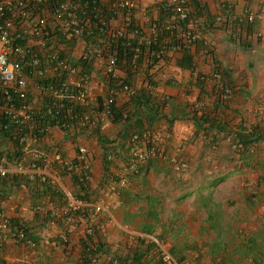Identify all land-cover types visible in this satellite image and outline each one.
I'll return each mask as SVG.
<instances>
[{
    "label": "crops",
    "instance_id": "obj_1",
    "mask_svg": "<svg viewBox=\"0 0 264 264\" xmlns=\"http://www.w3.org/2000/svg\"><path fill=\"white\" fill-rule=\"evenodd\" d=\"M204 2L207 4L211 18L222 13L226 15L225 3L227 2L231 4L232 11L230 12L234 16L240 15L245 6L255 11L264 8V0H204ZM150 3V0H141L132 11L136 25L147 32L152 21L160 17L158 11L150 7ZM228 21L232 24L236 19L231 18ZM248 27V25L243 26V30L238 32L233 27L227 30L212 31L206 29L203 24V43L191 52L194 59L192 63L194 73H192V68L187 69L180 66L183 54H170L169 62L164 68L170 82H167V79L162 80L159 74L156 87H152L150 92L152 97L164 103L160 111V116L164 119L159 118L152 126L143 123L144 130L140 134L149 135L151 138L149 142L154 146V148L150 147L153 152L147 154L148 157L142 163L140 173L130 176L126 188L111 187L110 176L118 174L120 178L123 171L121 168L124 167L125 159L129 154L128 143L124 138L130 135V131L139 129L138 127L128 129L127 123L122 122L109 123L93 130H71L68 133L54 127L50 129L43 142L44 149L50 156L55 148H60L69 160L76 158L80 146L86 147L89 152L92 166L90 198L95 202L103 200L107 210L102 219L99 221L100 216L99 222H96V242H101L109 249L111 248L112 252H116L120 244L131 243L134 238L148 235L135 232L140 224L142 225L141 230L148 233L153 228L151 225H155V222L161 219L160 216L166 214L171 216V221L167 219L164 232L167 236L183 241L182 244L186 243L185 231L189 230L186 228L188 224L178 221L186 210L177 207L172 209L168 206L170 201L166 198L169 197V191L176 190L177 192V190L185 189L195 179L200 181L197 194L210 192L212 187L230 178L233 174L232 171H224V175L214 174L217 170L201 173V167H203L200 160L201 148L199 149L200 156H195L191 151V144L195 143L198 146L197 140L200 141L203 134L197 132L195 125L187 118L193 116L194 110L204 108L208 115L211 114L222 121L225 126L227 125L230 133L238 132L241 128L246 131L256 128L264 132V17L252 25L249 32ZM78 48L79 56L74 55L76 58L80 57L85 44L79 42ZM208 52L213 55L212 59ZM100 68V64L93 65L91 84L95 96L104 98L107 87L103 73L98 71ZM217 71L221 74L222 84L226 89L223 96L226 102H224L222 111L215 112L214 106L220 103L221 96V91L215 89L216 81L212 77V74ZM144 72L145 70L130 76L129 82L138 91L148 86ZM199 74L206 77L207 83L204 86L197 84L195 80ZM120 76L124 79L125 72L119 71ZM116 101L118 106H122L127 100L124 95L118 94ZM131 107L132 105L129 109ZM145 116L143 114L141 118ZM223 137L224 135L219 136V138ZM9 144V150L13 151ZM257 146L259 150L254 156V163L256 166L260 163L262 167L264 165V142ZM108 149H111L110 155L106 156ZM174 161L187 166L186 169L177 167L173 164ZM56 168L44 167L33 177L10 175L5 179H0V195L7 217L11 221L23 222L32 239V242L27 243L8 239L7 242L0 244V264H80L82 255L80 240L83 238L80 234L85 231L84 216L87 214L80 216L75 235L66 245L60 240L64 231L61 216L65 209L63 196L65 197L67 193L79 196L84 193L80 191L71 177L59 174ZM257 177L259 184L264 182L263 175ZM114 185L118 186L117 182ZM194 191L183 194L177 200V204L179 205L184 198L193 197L196 194ZM261 198L264 199V193H261ZM164 199L168 201L165 208L162 203ZM198 199L202 205L196 207L195 217L191 219L195 221L196 216L202 218L198 232L215 241L211 232L220 229L223 222L222 217L216 213L214 204H210V194L199 196ZM137 202L140 203V209L130 210L132 203ZM246 205L247 209L254 207L249 202ZM186 214L191 217L187 212ZM240 216L243 220L242 216H246L245 210ZM231 221L230 216L228 223L230 224ZM231 227L236 228V225L231 224L226 230L233 234L235 228ZM257 231L262 239L259 241L253 238L256 240V256L258 257L231 255L225 258V263L228 261L230 264H254V262L264 264V224ZM230 239L233 240V237L231 236ZM222 245H224L223 242Z\"/></svg>",
    "mask_w": 264,
    "mask_h": 264
},
{
    "label": "built area",
    "instance_id": "obj_2",
    "mask_svg": "<svg viewBox=\"0 0 264 264\" xmlns=\"http://www.w3.org/2000/svg\"><path fill=\"white\" fill-rule=\"evenodd\" d=\"M140 1L119 0L113 4V9L126 11L122 18L123 25L113 26L111 23L106 25L95 19L79 17L74 0H0V131L9 130L7 125L15 127L17 132L13 135L22 151L21 156L13 162L3 155L0 159V179L10 175L33 177L42 171L41 167H57L59 174L63 170V175L72 179L78 178L81 182L92 180V166L86 147H78L74 160L65 157L60 148H55L50 156L44 149L43 136L53 127L68 133L71 130H93L107 125L118 94L128 100L137 94V89L125 83L119 92L109 90L104 98L95 96L91 74L78 65L74 56L66 55L63 43L83 42L85 49L80 59L100 64L105 78L120 81L116 42L128 36L127 30L133 24L131 13ZM194 1L150 0V7L158 12L162 8H171L170 17L162 25L156 21L151 23L148 32L138 28V44L150 46L158 41L161 33L170 31L174 39L172 43L161 46L156 56L159 61L170 54L193 52L198 43L203 41L198 29L200 22L189 24V6ZM225 4L226 15L222 13L216 17V26H223L231 18L247 26L264 17V8L255 11L244 7L240 15L234 16L230 12L231 4ZM139 56V49H136L132 65H136ZM160 75L162 80L167 79L166 73ZM212 77L217 82L221 80L220 73L215 72ZM122 115L125 118L127 116L126 113ZM43 121L45 124H41ZM150 139L148 134L132 135L131 160L122 168L117 187L126 188L130 176L138 172L147 154L153 152L146 144ZM8 140L0 136V147ZM174 163L179 168L185 167L177 161ZM58 166L61 170H58ZM3 205L4 202L0 200V244L8 239L20 242L24 239V232L21 229L11 232V220ZM106 212L103 200L88 203L67 193L61 216L64 225L61 242L65 245L70 243L82 214L88 216H84L86 228L83 237L92 236V223ZM141 238L159 246L162 264H176L169 251L153 236Z\"/></svg>",
    "mask_w": 264,
    "mask_h": 264
},
{
    "label": "trees",
    "instance_id": "obj_3",
    "mask_svg": "<svg viewBox=\"0 0 264 264\" xmlns=\"http://www.w3.org/2000/svg\"><path fill=\"white\" fill-rule=\"evenodd\" d=\"M75 1V11L79 15V17H82L85 19L86 17L90 20L95 19L96 21H101L102 23H105L106 25H110V23L115 25H123L122 18L126 15V11L124 10H116L113 9V4H116L119 0H74ZM246 7V6H245ZM231 10V9H230ZM190 22L192 21H199L200 27H198L199 31L203 33L202 25L205 24V28L209 30H227L229 27H233L236 32L242 31L243 24L239 23L237 20L228 23L225 22L223 26H216L215 19L216 16L212 17L209 14L207 4L204 2V0H195L190 6ZM232 11V10H231ZM159 18H157L155 21L158 22V24H161L165 21L166 18L170 17L171 8L165 9L162 8L159 10ZM232 13V12H231ZM132 15V22L131 27L129 26V30H127L128 36H126L125 39L117 40L116 42V49H117V56L119 59V71L125 72L124 79L120 76V81H114L109 78H105V85L107 87L106 94L109 90H115L116 92L120 91V88L122 87V84L130 83V76H133V74H137L140 71L145 70L146 80H147V87L137 90V94L131 98L126 99L124 105L118 106L117 101L112 105L111 113L109 116V123L118 124V123H127L128 129H133L134 127H138L139 129H135L133 131H130V135L128 137H125L126 143H128V158L125 159V165L126 163L131 160V148L133 147L131 143V137L133 134H140L143 129V123L145 122L148 126H152V124L159 120V118L164 119V117L160 116V111L163 109L164 103L159 101L158 98H154L150 95L151 90H149V87H156V79L159 74L166 73L164 72V68L167 66V63L169 62V56H166L162 61H159L156 56L160 53L161 46H163L165 43H172L174 39V35L172 32L167 31L161 33V37H159L158 41L153 43L150 46L145 45H139L138 41L140 40V35L136 33L139 26L136 25L135 18L133 12ZM98 16V19L96 17ZM154 20L152 21L155 22ZM117 22H120V24ZM228 23V24H227ZM188 24V23H187ZM254 25V24H252ZM248 25V32L251 31V26ZM203 43V41L199 42V44ZM78 42H69V43H63V46H65L66 55L68 56H79L77 54L79 52L78 48ZM198 47V46H197ZM196 47V48H197ZM136 49H139V59L136 62V65H132V59L134 56V53ZM196 50V49H195ZM83 52V51H82ZM208 55L212 59L213 55H210L208 52ZM207 57V55H206ZM76 58V57H75ZM208 58V57H207ZM78 65L87 73L91 74V70H93L92 63L84 62L80 59V57L76 58ZM194 59L193 56H191L190 52H184L183 58L181 60L180 66L182 68L191 69L192 63ZM98 69V68H97ZM99 73H101L102 69L100 68ZM195 71L192 68V73ZM219 73V71H217ZM154 74L156 75L154 77ZM197 84L204 86L207 83L206 77L202 75H198L195 78ZM167 82H170V79L166 80ZM222 76L221 80L219 82L216 81L215 83V89L216 91H221L220 96V103L218 102L215 104L214 109L215 112L222 111L224 108V102L226 100L223 98L225 92V87L222 84ZM131 84V83H130ZM136 88V87H135ZM222 98V99H221ZM102 101L100 100V105ZM131 109H129V106H131ZM201 110V111H200ZM142 114H141V112ZM123 113H126V118L123 117ZM145 114L146 116L144 118H141L142 115ZM193 116H191L189 119L193 125H195V128L197 132H202L204 136L208 134H213V136L219 137L221 135H224L228 138H231L230 140L234 144L235 149L238 150V152L243 155L242 157H245V155H250L254 153L253 149L258 148V144L261 142H264V132H260L258 130L253 129L251 131H246V129L241 128L238 132H228L227 125L215 118L214 116L208 115L204 111V108H200L198 110H194L192 113ZM173 123V121L171 122ZM41 124H45V121L41 122ZM52 124V123H51ZM9 130L2 129L0 131V136L9 139L4 146L0 147V159L5 155L9 162H13L14 159L21 156L22 151L19 148L18 142L15 138V135L13 133L17 132L15 127L12 125H7ZM85 131V130H84ZM227 133V134H224ZM48 134H45L43 138H46ZM215 137V138H216ZM153 141V140H152ZM9 145L12 146V150H9ZM148 143V144H147ZM146 144L151 147L152 145L150 142H146ZM154 148V146H152ZM157 148V147H155ZM257 150V149H256ZM111 149L106 150V156L110 155ZM27 164V162H25ZM124 165V167H125ZM44 167H41L43 169ZM58 169L61 170V168L58 166ZM122 169V168H121ZM141 166L139 170H141ZM138 170L137 173H140ZM61 170V173L64 174ZM135 175V174H132ZM111 178V187H114L116 189L117 186L114 184L118 182L119 176L116 174L115 176L112 174L110 176ZM109 179V177H108ZM73 181L76 183V185L79 187L80 191L84 193L83 195H73L75 198L79 200H84L88 203H94L95 200L90 198V193L92 190V181L91 180H85L84 182H81L78 178H74ZM45 186V185H44ZM49 187V186H48ZM64 199V196H63ZM1 200V195H0ZM84 215V214H82ZM80 215V216H82ZM12 230L11 232L15 233L16 229H21L24 232V239L20 242L27 243L28 241L32 242V239L30 238L29 231L26 228L25 224L23 222H20L19 220L11 221ZM93 227V226H92ZM10 232V233H11ZM9 233V234H10ZM95 235H96V228L93 227V234L89 237H83L80 240V245L82 247V255L80 259V264H127L128 259L122 258L121 256H117L116 252H112L107 245L96 242L95 241ZM157 239V238H156ZM138 242L140 243L139 247L137 248L135 254L132 258L133 264H162L161 258H160V248L159 246L149 240L137 238ZM158 240V239H157ZM160 243V242H159ZM162 244V243H160ZM241 248L239 250V253L241 255H245L247 257H258L257 255V245L256 240L251 237L248 239L247 242H243L239 245ZM211 247V246H210ZM222 241H217L215 244L212 245L210 254L215 257L217 256V253L219 251H223L222 248ZM238 247V246H236ZM175 249V248H174ZM171 255L176 257V259L180 262H184L185 258L184 256L177 254L174 251H171ZM105 258V259H104ZM256 264V262H254Z\"/></svg>",
    "mask_w": 264,
    "mask_h": 264
},
{
    "label": "rangeland",
    "instance_id": "obj_4",
    "mask_svg": "<svg viewBox=\"0 0 264 264\" xmlns=\"http://www.w3.org/2000/svg\"><path fill=\"white\" fill-rule=\"evenodd\" d=\"M261 10L262 9H259L258 11ZM232 121L233 120L231 119V122ZM215 137L216 136H213V134H208L206 136L203 134L200 138V141L197 140L198 146H196L195 143L191 144V151L194 152L195 156H198L199 149L201 148V156L199 155L203 164V167H201V173L205 174L208 171L213 172L214 170H217V172L214 174L221 173L224 175V171H232V176L226 180H223L219 184H216L215 187L210 189V192H200L199 194H197V190L199 189L200 181L198 182L194 179V182L185 189L177 190V192L176 190L169 191V197L166 198L170 201L168 206H171L172 209H175L176 207L179 209H185L189 216L191 215V217H188L184 211L185 214L178 218V221H180L182 224H188L186 228L189 230L187 231L186 229L185 231L187 236L185 239L186 243L182 244L181 242L183 241H178L174 239L175 237L173 238L171 236H167V234L164 232L167 219H169V222L171 221V216L166 214L161 215V219L156 221L155 225H151L153 228L151 231H148V233L146 231L145 233L141 230V224L139 225V228L136 227L137 229L135 230L136 233L141 235L148 234L152 235L155 239L157 238L158 240H156L162 243L161 246L168 250L170 254H172L171 251H174L177 254L180 253L179 256L182 253L185 258L184 262H179L176 257L171 255L176 264H230L228 261L225 263V258L231 255H240V244L247 242L251 237L257 240L259 239V241L262 240L257 230H259V228H261V226L264 224V199L261 198V193H264V182L259 184V178L257 176L263 175L264 177V165L262 164L263 166L261 167L260 163L257 166L254 163V156L259 148H256L257 150L253 149V154L250 153V155H245V157H242L243 155H241L238 150L235 149L234 144L230 140L231 138H227L226 136L223 138ZM164 154L168 155L166 153ZM173 164L175 165V163ZM179 164L182 163L179 162ZM197 176H199V174H197ZM172 186L174 188V184ZM193 190H195L194 193L200 197L208 196L210 194V204H214L216 213L220 214V217H222L223 222L220 225V229H216L211 232V236L213 238L215 237L216 239L215 241L198 232V226L202 224V221H200L202 218L196 216L195 221L192 220L195 217L194 212L196 207L202 205L201 201H199L200 199H198L199 196L195 194L189 199L184 198V200L179 205L177 204V200H179L183 194H187ZM166 199H164L162 202L164 208L168 202ZM248 202L254 207L247 209L246 203ZM135 208L140 209V203H132L129 209L133 210ZM244 210L246 216H242V220L240 215ZM103 216L104 215H101L99 221ZM230 216L232 221L229 224L228 221ZM99 221L97 220L92 223V226L96 228V222ZM172 223L174 224L175 222ZM231 224L236 225V228L231 227L235 228L233 234L226 230V228H230ZM83 236L84 232L82 231L80 237ZM231 236L233 237V240L230 239ZM217 237L224 243L223 248L221 247L223 251H219L217 256L213 257L210 254L212 247H210V245L219 241ZM139 245L140 243L138 242L137 238H134V241L131 243L126 242L123 245L120 244L116 250V253H118L117 256L127 258V264H133L132 258ZM110 250L112 251L111 248Z\"/></svg>",
    "mask_w": 264,
    "mask_h": 264
},
{
    "label": "clouds",
    "instance_id": "obj_5",
    "mask_svg": "<svg viewBox=\"0 0 264 264\" xmlns=\"http://www.w3.org/2000/svg\"><path fill=\"white\" fill-rule=\"evenodd\" d=\"M102 73V72H101ZM139 171H141V170H139ZM73 195V194H72ZM64 199H65V197H64ZM95 203V202H94ZM146 236H152V235H146ZM137 238H141V237H137ZM141 239H144V238H141ZM11 241V240H10ZM170 253V252H169Z\"/></svg>",
    "mask_w": 264,
    "mask_h": 264
}]
</instances>
